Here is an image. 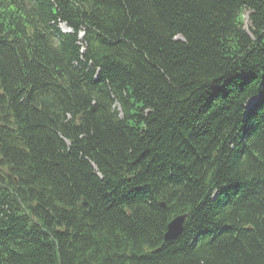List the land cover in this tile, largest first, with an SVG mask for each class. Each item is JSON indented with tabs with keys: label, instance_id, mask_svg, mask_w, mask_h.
<instances>
[{
	"label": "trees",
	"instance_id": "trees-1",
	"mask_svg": "<svg viewBox=\"0 0 264 264\" xmlns=\"http://www.w3.org/2000/svg\"><path fill=\"white\" fill-rule=\"evenodd\" d=\"M0 264H264V0H0Z\"/></svg>",
	"mask_w": 264,
	"mask_h": 264
},
{
	"label": "water",
	"instance_id": "water-1",
	"mask_svg": "<svg viewBox=\"0 0 264 264\" xmlns=\"http://www.w3.org/2000/svg\"><path fill=\"white\" fill-rule=\"evenodd\" d=\"M80 204L87 207L88 210H91V206L85 198L81 199ZM161 206L165 207V203L162 202ZM186 217L187 213L178 214L168 222L166 231L163 235L164 241L173 240L181 234Z\"/></svg>",
	"mask_w": 264,
	"mask_h": 264
},
{
	"label": "rangeland",
	"instance_id": "rangeland-1",
	"mask_svg": "<svg viewBox=\"0 0 264 264\" xmlns=\"http://www.w3.org/2000/svg\"><path fill=\"white\" fill-rule=\"evenodd\" d=\"M248 11L244 10L243 11V17H244V29L249 32V23H248Z\"/></svg>",
	"mask_w": 264,
	"mask_h": 264
}]
</instances>
